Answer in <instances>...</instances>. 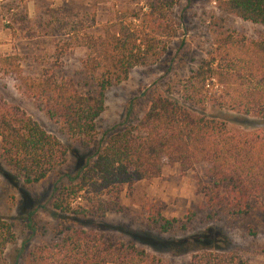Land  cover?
Returning <instances> with one entry per match:
<instances>
[{
	"label": "trees",
	"instance_id": "trees-1",
	"mask_svg": "<svg viewBox=\"0 0 264 264\" xmlns=\"http://www.w3.org/2000/svg\"><path fill=\"white\" fill-rule=\"evenodd\" d=\"M217 10L264 29V0H217ZM210 20L215 52L200 59L185 79L153 82L140 96L145 106L140 116L138 98L129 102L118 125L102 131L97 120L106 92L135 67L162 58L165 48L155 39L163 33L160 24L148 21L145 38L122 23L112 26L114 31L105 27L97 37L72 27V36L55 47L52 61L36 77L24 74L19 56H0V74L13 77L18 90L71 142L64 145L0 98V174L21 189L26 214L21 232L28 235L17 245L15 227L0 219V264H173L137 248L134 239L93 229L67 228L49 243L28 246L37 232V207L28 209L32 201L26 189L47 176L58 175L50 207L69 222L127 216L120 203L123 190L159 178L165 164L182 171L207 166L196 189L204 204L170 219L148 206L141 226L158 236L202 228L187 242L197 248L188 264H249L232 240L231 249H221L224 238L234 234L258 237L248 220L252 202L264 199V37L235 36L222 18ZM231 125L243 131L232 132ZM9 246H14L10 259Z\"/></svg>",
	"mask_w": 264,
	"mask_h": 264
},
{
	"label": "rangeland",
	"instance_id": "rangeland-1",
	"mask_svg": "<svg viewBox=\"0 0 264 264\" xmlns=\"http://www.w3.org/2000/svg\"><path fill=\"white\" fill-rule=\"evenodd\" d=\"M211 18H222L224 28L235 36L246 39L264 37V29L259 26L221 16L217 0H0V56H19L24 74L36 77L43 65L52 61L55 47L72 36V27L81 34L97 37L102 35L105 27L122 23L130 32L139 31V35L145 38L148 21L160 24L163 33L155 35V39L165 48L162 58L153 65L135 67L121 84L106 92L104 111L97 120V129L102 131L118 125L129 102L140 98L153 82L185 79L200 59L215 52V28ZM110 29L114 31L116 28ZM215 57L216 62L221 63V54L215 53ZM0 98L20 108L64 145H71L66 137L58 134L56 125L37 109L33 101L18 90L13 77L0 74ZM144 110L140 98L135 103V112L140 116ZM229 129L243 131L235 125ZM206 169L203 164L182 171L176 164H165L159 178L140 181L130 190H123L120 203L127 208V216L108 214L103 218H79L69 222L63 221L50 207V189L58 179L57 174H51L26 189L32 201L28 209L37 207V232L28 246L49 243L56 233L67 228L93 229L124 241L134 239L137 248L165 262L188 264L197 248L187 242L191 234L200 233L202 228H195L186 235L169 233L158 236L146 231L141 222L148 206L159 208L160 214L167 219L182 218L188 210L198 211L204 200L196 191L197 181L204 178ZM21 198V189L0 174V219L15 227L17 245L28 237L21 232L26 216L21 210ZM248 222L255 227L258 237L255 240L238 234L228 239L225 237L221 250L232 248L228 243L230 239L249 264H264V199L252 202ZM13 253L14 246L7 247L6 258L10 259Z\"/></svg>",
	"mask_w": 264,
	"mask_h": 264
}]
</instances>
